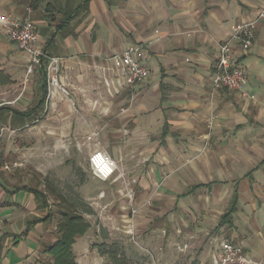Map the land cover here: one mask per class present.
<instances>
[{
  "label": "crops",
  "instance_id": "crops-1",
  "mask_svg": "<svg viewBox=\"0 0 264 264\" xmlns=\"http://www.w3.org/2000/svg\"><path fill=\"white\" fill-rule=\"evenodd\" d=\"M263 13L264 0H0V17L34 23L38 46L60 59L69 92L49 88L44 68L28 75L27 55L0 25V264H43L51 258L44 246L59 240L56 141L27 147L20 137L68 132L60 118L72 114L71 104L92 116L77 126L79 147L102 144L117 163L113 179H96L116 194L111 203L135 210L143 224L166 220L180 234L176 216L188 220L185 240L233 230L222 243L264 264ZM250 22L256 42L245 52L232 38ZM231 39L234 62L249 74L243 93L212 82L220 46ZM138 46L152 75L131 90L111 58ZM233 198V224L220 226ZM149 199L168 212L148 219ZM132 210L119 215L126 232L137 230ZM84 254L77 264H88Z\"/></svg>",
  "mask_w": 264,
  "mask_h": 264
},
{
  "label": "rangeland",
  "instance_id": "rangeland-1",
  "mask_svg": "<svg viewBox=\"0 0 264 264\" xmlns=\"http://www.w3.org/2000/svg\"><path fill=\"white\" fill-rule=\"evenodd\" d=\"M69 98L71 99V96ZM71 106L73 107L70 110L72 114L65 118H60L62 123H66L67 127L71 126L68 132H57L56 136L51 138L50 135L43 132V128H40L41 135L39 138L33 134H24L23 137H20V140L21 145L23 144L27 147L47 146L48 143L53 147L56 141L57 149L54 157H56L59 165L53 169L51 176L58 179V182L55 183L58 185L57 187L62 193V197L76 207L77 212L91 224V229L86 233L85 237L78 238L77 244L73 246L75 255L80 256V253H83L86 249L84 260L88 264H108V258L100 256L97 248L101 244H105L117 247L131 264H210L212 262L211 252H209L210 248L220 247L222 243L220 239H231L236 233L233 230L217 231L218 233L215 236L212 230L211 236L202 235L199 238L194 236L185 240L183 234H185L184 230H188L190 223L188 220L186 221L176 216L177 220L174 223L178 222L183 233L180 234L176 230L173 231L171 229L172 224L167 223L166 220L141 223V220L145 219V217L142 219L138 218L137 212L134 213L135 210L129 208L130 203H127L129 209H125L122 212L116 205L117 202L111 203L114 201L116 194L114 192L111 193L110 189H108L109 193L106 192V188L109 187L92 176L88 163L91 149L106 151L105 148L99 143V145L95 143L96 146L93 148H88L86 145L81 146L82 148L79 147L78 141L82 142L84 131L77 132V126L87 124L92 116L83 114V109L78 105L73 106L71 104ZM96 116L100 119L104 117V115ZM96 116H93V118H96ZM41 162H46V159L44 157L41 158ZM47 174V177H49L50 172H47ZM128 194L129 192H127ZM59 201L58 198L55 202L56 212L54 213L57 224L60 210L64 206H59ZM152 202L149 199L145 202L146 207H143L145 211L143 213L147 215L148 219L160 218L159 215L161 213L157 212L159 208H163L162 211L164 213L168 212L167 207L156 206ZM131 210L132 215H136L135 227L137 230L135 233L133 227H131L127 231L129 232L130 230L128 235L126 232L127 228H125V224L119 218V215L123 214L125 216ZM57 231L56 229V235H58ZM217 239L220 241L216 242ZM43 264H53V259L46 258Z\"/></svg>",
  "mask_w": 264,
  "mask_h": 264
},
{
  "label": "built area",
  "instance_id": "built-area-1",
  "mask_svg": "<svg viewBox=\"0 0 264 264\" xmlns=\"http://www.w3.org/2000/svg\"><path fill=\"white\" fill-rule=\"evenodd\" d=\"M264 19V13L262 14ZM0 25L8 28L7 34L20 52L28 57V75L34 74L37 68L45 67L49 88L61 91L65 95L69 92L64 89L60 81L61 62L59 58L48 57L43 48L38 46V33L30 19H15L13 16L0 17ZM255 22L241 24L235 30L232 39L240 41L243 51H249L256 42ZM220 46L218 60L214 67L213 85L217 90H227L243 93L248 85L249 74L243 67L234 62L232 55L233 40ZM115 68L121 71L126 78V85L134 90L139 83L151 77L152 73L145 63L142 47H131L123 54L111 58ZM90 169L93 177L103 182L113 179L117 171V163L104 151L97 149L89 158ZM136 213V211H134ZM222 246V247H221ZM215 248V256L210 264H250L242 256V248L233 242L221 243Z\"/></svg>",
  "mask_w": 264,
  "mask_h": 264
},
{
  "label": "trees",
  "instance_id": "trees-1",
  "mask_svg": "<svg viewBox=\"0 0 264 264\" xmlns=\"http://www.w3.org/2000/svg\"><path fill=\"white\" fill-rule=\"evenodd\" d=\"M43 68L45 69V67ZM43 72L46 77V71L43 70ZM233 201L231 209L223 215L220 226H231L233 224L232 215L235 213L237 205L235 198H233ZM61 205L64 206L59 213L60 218L57 226L59 240L54 245H45L43 252L53 259V264H77L73 246L78 238L85 237L91 229V224L77 212L76 207L68 203L63 197L61 198ZM97 248L100 256L108 258V264H131L117 247L101 244Z\"/></svg>",
  "mask_w": 264,
  "mask_h": 264
}]
</instances>
